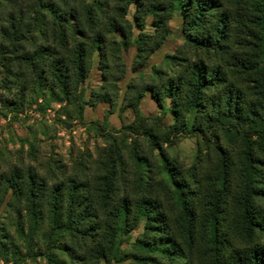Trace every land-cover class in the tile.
Here are the masks:
<instances>
[{
    "label": "trees",
    "instance_id": "1",
    "mask_svg": "<svg viewBox=\"0 0 264 264\" xmlns=\"http://www.w3.org/2000/svg\"><path fill=\"white\" fill-rule=\"evenodd\" d=\"M243 1L251 12L248 21L258 29L252 35L256 59L240 63L250 81L249 93L225 65L215 63L230 48L233 35L221 0H0V90L15 94L5 104L17 113L28 98L46 94L47 104L71 106L79 118L89 103L112 104V90L126 70L114 34L121 33L131 45V4L137 6L140 32L134 40L136 66L166 38L168 10L183 13V30L195 55L206 52L205 58H187L179 76L157 71L159 79L129 85L124 104L133 108L135 120L113 132L104 128L105 145L96 146V156L72 146L68 162L53 155L40 159L30 143L13 163L0 152V207L5 203L15 230V236L3 235L0 227L3 261L111 264L121 234L144 218L146 231L135 242L137 264L150 263L153 259L146 255L154 252L182 259V264H264V210L257 208L264 187L256 179L264 171V160L256 154L260 150L264 155V0H234ZM151 8L152 35L143 33ZM94 51L107 84L86 100L81 86ZM148 91L160 105L171 100L174 125L143 115L140 102ZM191 112L197 113L193 125L186 119ZM217 128L243 136L237 171L229 151L217 141L218 165L210 187L175 174L164 147L179 134ZM155 149L164 157L162 172L169 174L147 180L144 166L159 165ZM232 177L240 179L236 188ZM229 209L235 218L227 221Z\"/></svg>",
    "mask_w": 264,
    "mask_h": 264
},
{
    "label": "rangeland",
    "instance_id": "2",
    "mask_svg": "<svg viewBox=\"0 0 264 264\" xmlns=\"http://www.w3.org/2000/svg\"><path fill=\"white\" fill-rule=\"evenodd\" d=\"M221 1L223 8L228 11L231 17L233 35L229 42L230 48L219 58H214L215 63L225 65L232 77L249 93L251 90L250 81L240 63L244 62L249 65L250 60L256 59L254 56L258 50L256 39L252 35L258 33V29L248 21L251 12L247 10L245 1L241 3H236L234 0ZM136 12V4H131L127 14V19L132 25L131 45L125 44L127 40L123 38L121 33L116 32L114 34V37L121 44V56L125 62L126 70L124 77L118 81L116 90H112V95L115 97L112 104L99 101L93 106L92 103H89L85 106L83 118H79L78 113L71 106L56 101L47 104L49 95L46 94L45 98H28L23 109L17 113L12 107L5 104V100L15 98V94L0 90V152L4 154L7 162L15 163L20 155L19 151L22 149L27 151L30 143L37 147L40 159H46L53 155L68 162L72 146L79 150H89L96 156V146L105 145V141L102 139V134L105 132L104 128L113 132L135 120L133 108L124 104L129 85L139 83L141 79L151 81L154 78L155 81V79H159L157 71H161L164 77L179 76L182 74V64L186 63L187 58L206 57V52L202 51H197L195 55L194 49L187 43L183 30V13L180 10H168L169 32L166 38L142 66H136L135 60L138 50L134 45V40L138 38L140 33L135 20ZM154 13L155 10L151 8L145 16V29L143 31L145 34H155ZM91 64L89 76L81 86L86 100L91 98L93 91H99L103 85L107 84L104 82V72L97 51L91 53ZM140 109L146 117L160 116L165 126L176 123L173 103L170 99L160 105L148 91L140 102ZM186 119L190 125H193L197 120V113H188ZM234 131L226 132L217 128L216 130L211 129L210 132L204 129V131L196 130L179 134L175 137L173 144L164 147L166 158L169 159L166 161L172 163L169 166H173V172L185 180L193 182L194 179H199L205 187H210V182L216 175L218 165L217 141L229 151L235 163L236 171L238 169L240 154L244 149V140L242 134H235ZM155 154L159 165L153 166V168L144 166V176L147 179V177L155 175L157 180H161L169 172H162L160 163L163 162L164 157L161 152L155 149ZM256 154L264 160L262 151L258 150ZM26 160L27 163L30 161L28 155H26ZM2 164L5 165V163ZM3 169L6 170L7 166H4ZM256 179L258 185L264 187V171ZM239 181L238 177H232L233 187L239 186ZM257 208L260 211L264 210V200L259 199L257 201ZM234 218L233 210L229 209L227 221ZM145 224L143 218L136 228L129 233L121 234L111 264H137L135 254L138 250H136L135 242L146 231ZM0 227H2L3 235L9 233L15 236L14 226L6 218L5 203L0 207ZM199 251V257H202L203 250ZM154 254L146 255L147 258L153 259H150L148 264H182V259L177 257L172 259L161 252L160 254L154 252ZM0 264L15 263L13 261L6 263L0 258ZM28 264L38 263L29 261Z\"/></svg>",
    "mask_w": 264,
    "mask_h": 264
}]
</instances>
